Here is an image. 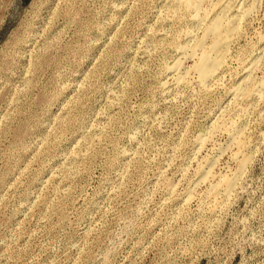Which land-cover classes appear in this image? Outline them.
I'll return each instance as SVG.
<instances>
[{
  "label": "rangeland",
  "instance_id": "obj_1",
  "mask_svg": "<svg viewBox=\"0 0 264 264\" xmlns=\"http://www.w3.org/2000/svg\"><path fill=\"white\" fill-rule=\"evenodd\" d=\"M174 1L0 0V264H264V0Z\"/></svg>",
  "mask_w": 264,
  "mask_h": 264
},
{
  "label": "bare ground",
  "instance_id": "obj_2",
  "mask_svg": "<svg viewBox=\"0 0 264 264\" xmlns=\"http://www.w3.org/2000/svg\"><path fill=\"white\" fill-rule=\"evenodd\" d=\"M208 1H210V3H211V0H175L174 2L177 3V6L179 5L180 8L184 9V11L190 10L191 12L194 13L193 16L194 15L199 16L198 12H201L200 10H202L201 5L203 3L208 4ZM210 3H209V5H211L213 2L211 4ZM174 6H175V4H174ZM230 7L231 6H229V8ZM229 8L227 5L225 7H222V9H220V11L214 17H212L211 19H207V20H206L207 15L203 16V14H202V12L204 11L203 10L201 12V14L203 16L202 18H205V20H206V25H205V28L203 30V35L198 39L194 38L195 40L193 41V44L190 46L189 50H186L187 53L189 52V55L197 58V63H195V66H193V67H194V70L197 74V76H196L198 78L197 80L200 83H205L207 80H209L210 77H212L214 74H216L215 73L216 70L219 68V66L221 65V63L223 61V58H224L223 56L225 53L224 51L226 50V45H227V43H229L228 41L230 40V38L233 36V34L235 32L237 19L236 18L234 19L229 14L230 13ZM207 11H209V10H207ZM204 12H206V11H204ZM175 13H176V11H175ZM178 13H179V11L177 10V14ZM207 13L208 12H206L204 14H207ZM180 14H181V11H180L179 15ZM176 18H178V17H176ZM200 18H201V16L198 17V20L201 21ZM191 19H193V18H191ZM194 19H197V17H195ZM206 39L209 40V44H206V41H205ZM173 68H172V71L173 70L176 71L177 68L176 67H173ZM177 70L180 71L179 68ZM176 72L178 73V71H176ZM247 73H248V71H247ZM249 74H250V72H249ZM176 75H178L177 81H180V82L185 81V79H186L185 72L182 74L178 73ZM245 78H246V75L243 78V80ZM186 81H187V79H186ZM203 86H204V84H203ZM234 92H236V89ZM250 92H253V91L252 90L250 91L248 88V90L243 91V93L238 94V95L245 96V95H249ZM235 96H236V94H235ZM236 176L238 177V175H236ZM217 181H216V183H217ZM232 182L230 180L225 179V178H220L218 181L217 187L219 186L221 189L223 188L225 191H227V190H230V187L232 186ZM214 185H216V184H214ZM217 187L216 186L214 187L212 185L210 187L211 188L210 192L213 193ZM217 191H218V188H217Z\"/></svg>",
  "mask_w": 264,
  "mask_h": 264
}]
</instances>
